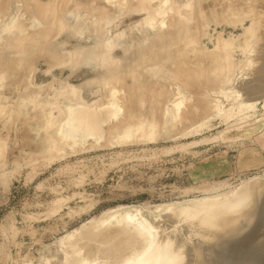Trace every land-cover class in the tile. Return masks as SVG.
I'll return each instance as SVG.
<instances>
[{
  "label": "rangeland",
  "instance_id": "obj_1",
  "mask_svg": "<svg viewBox=\"0 0 264 264\" xmlns=\"http://www.w3.org/2000/svg\"><path fill=\"white\" fill-rule=\"evenodd\" d=\"M237 1L0 0V264L154 252L189 232L164 209L264 184L260 30ZM77 109L101 128L70 130Z\"/></svg>",
  "mask_w": 264,
  "mask_h": 264
},
{
  "label": "bare ground",
  "instance_id": "obj_2",
  "mask_svg": "<svg viewBox=\"0 0 264 264\" xmlns=\"http://www.w3.org/2000/svg\"><path fill=\"white\" fill-rule=\"evenodd\" d=\"M238 1H240V2H238ZM238 1L236 2V7H239L237 10H239V9L242 10L241 9L242 5L244 6V4L246 3V0L245 1L242 0V2H241V0H238ZM257 1H260L261 3L260 2L257 3ZM234 2L235 1H233V3ZM231 3H229V4H231ZM241 3H244V4H241ZM229 4L227 7L231 8L232 5L230 7ZM226 5H227V3H226ZM233 5L235 6V4H233ZM245 6H246V8H245ZM245 6H244V10H247V12L250 13L249 16H251L252 24L253 25L255 24L257 26L256 29L260 30L258 40H256L255 38L253 39L254 40L253 43L258 47V49L255 48L253 50L254 51L256 49L258 50L257 52L259 53L258 54L259 58L256 57V59L258 58V60L261 61V63L259 65V67L257 66L258 67L257 69H259L260 73L264 74V0H256V1L255 0H249L247 2V4H245ZM260 7H262V8H260ZM232 9H233V7H232ZM233 10H235V9H233ZM260 10H262V13H259ZM253 25H252V27H253ZM258 30H257V32H258ZM256 42H257V44H256ZM256 46L252 45V48L256 47ZM255 54H256V52H255ZM252 58L250 57V59H252ZM256 59H255V62L253 64V67H254L255 63H259V61L257 60L258 61L257 62ZM252 62H253V59H252ZM253 67H251V68H253ZM253 69H250V70H252V72L254 70H256V69H254V70ZM254 73H256V72H254ZM254 73H252V74H254ZM241 90H242V88H241ZM256 91H257V89H256ZM260 95H262V94H260ZM260 95H259V97H260ZM247 98H249V97H247ZM113 99L114 98L111 97V101ZM140 100H138V101L140 102ZM128 101L130 102V100H128ZM142 101H144V100L142 99ZM245 101H246V98H245ZM115 102H116V100H115ZM111 103H113V101ZM112 105L116 106L114 103ZM93 112H95V111H93ZM93 112H90V110L87 111L86 109H84V110L77 109L71 117L72 120H70V121H72L73 124H71L69 126L70 130L72 129L73 131H75V133H77V131L79 132V130H86V131H84V134L85 133L86 134L92 133L91 130H89V129L92 128L95 125V123H97V125H100V128H101V125H102L101 122H103V119L106 117V115L103 114L104 112L102 113L101 110H100L101 114L100 113H93ZM96 126H94L93 132H94V130H96L95 132H97V130H99V126H97L98 129H95ZM87 130H89L90 132ZM101 130L102 129H100V131H98V132H101ZM253 180H257V179H253ZM258 181L260 182V180H258ZM239 194H240V192L238 193V195H236V197L238 196L236 199H235V197H233L235 200L233 199V201L232 200L230 201L229 207H224L222 204L214 203L215 201L213 200L212 201L213 203L209 201L208 203L204 202L205 204L204 203L202 204L201 201H197L198 202V203L196 202L197 204L194 205V203H193V205H194L193 208L192 207L189 208V206L186 207V205H184V206H178V207L175 206V207H169L168 209L167 208L164 209V210H168V212L172 210L173 213H175L177 216L179 214L180 217H183L185 219L187 216V219H188L187 221L194 224L195 228L198 227L200 229L199 231H201L205 235L207 234L206 236H209V238H211V240L212 239L214 240V238H215V240L217 241V243H216L217 246L212 247L213 248L212 251H210L209 248L213 243L209 244V248H208L209 250L206 251L207 248L205 249V252H207L208 255L205 256V252H203L205 257L201 256L202 254L199 255L200 257L198 258V260L196 261L195 264H264V240H263L264 237L261 235L262 233L260 235H259V233H257L258 235L255 234L257 232V230H256V232L255 231L251 232V230H254L253 228H255L257 226V224H259L258 227L259 226L264 227L263 225H260V224L264 223V209H263L264 186H256L253 184V182H251L247 186H244V189L243 188L241 189V194L240 195ZM199 202H200V204H199ZM122 211H127V210H122ZM118 215H122V216H118ZM114 217H113L114 220H119V219L130 220L129 219L130 215L126 212H123L121 214L117 213L114 215ZM108 218L106 220H108ZM110 221H112V220H110ZM259 222H262V223H259ZM111 223H115V222H111ZM119 223H120V220H119ZM115 224H117V223H115ZM108 226H110V225H108ZM258 227H256V228H258ZM262 227L260 229H258V231L260 230V232H261L263 230V233H264V229ZM139 231L141 233L142 232H144V233L146 232L147 234L150 233L146 227H143V228L141 227V229ZM135 232H138V231H135ZM253 232L255 235L258 236V238L260 236V238L258 239V238H256V236L254 237L252 234ZM133 233H134V231H133ZM143 235H145V234H143ZM135 236H137L136 233H135ZM261 236L263 239H261ZM137 237H140V235ZM144 237H146V235L143 236V240H145ZM161 237H162V235H161ZM161 237L159 235H158V237L154 236V239H156V241H157V239H162ZM141 238H139V239H141ZM182 238H184V236ZM151 239H152V237H151ZM146 240H147V237H146ZM146 240L144 242L147 243L148 240L147 241ZM207 240H209V239H207ZM211 240H209V241L211 242ZM125 241H124V243H125ZM216 241H214V243ZM165 242H167L168 245L170 244V246L166 247V245L164 244ZM165 242L164 243L162 242V245H164V246L161 245L162 246L161 248H157L154 245L156 243H154L153 245L155 246V248L152 245L153 246L152 249L154 248V252H153V250L151 251L150 248H147L148 244L145 245L143 242H142V244H144L146 246V248L142 247V249H144V250L141 249L142 251L136 250L135 248H137V246H138L137 245L135 248L132 249V250H134V249L136 250V251L134 250V252L128 251L123 243L120 244L119 246H117L116 248H111L110 243L108 244V243L104 242L105 244H103V246H101L102 251L100 250V252H99V254L102 252L101 253L102 256L104 255V257L99 255L103 259L101 261H99V263H94V262L93 263L94 264H184V261H183L184 252L181 250L182 248H179V247L175 248L173 245H171V243L169 242V238ZM126 244H128V242ZM157 244H158V242H157ZM216 244H214V245H216ZM218 244H219V246H218ZM149 245H150V243H149ZM178 249H180V251H182L183 253L178 252L177 251ZM94 254H96V253H94ZM95 256H97V254ZM206 259H207V261H206ZM81 260L80 261L83 262V264H84L86 259L84 258V260H83L81 258ZM80 261H78V262H80ZM87 261L88 260H86V262ZM78 262H77V264H78Z\"/></svg>",
  "mask_w": 264,
  "mask_h": 264
},
{
  "label": "water",
  "instance_id": "obj_3",
  "mask_svg": "<svg viewBox=\"0 0 264 264\" xmlns=\"http://www.w3.org/2000/svg\"><path fill=\"white\" fill-rule=\"evenodd\" d=\"M260 186H264L263 182H260ZM228 199H233V196ZM187 204H190V203H187ZM187 204H184V205H187ZM184 205H181V206H184ZM263 209H264V205H263ZM165 214H166L165 216L167 217H170V218L172 217L173 220L178 219V221L184 222L185 223L184 226L188 227L189 232L186 233L187 236L185 238H181L179 227H177V229H174L171 226L166 227L167 229H170V231H167L164 229L161 232H156L153 235V242L156 240L154 239V236L158 237L159 235L161 237V235L164 234L163 236H167L169 238V242L171 243V245H173L175 248L176 247L182 248L181 250L184 252V259H183L184 264H195L198 258L200 257L199 255L204 254L203 252H205L207 245L211 243L207 241V239H210L209 236L204 235L201 231H199L200 229L198 227L195 228L194 224L187 221V219L180 217L179 215L177 216L175 213L166 212ZM189 236H192V237H189Z\"/></svg>",
  "mask_w": 264,
  "mask_h": 264
}]
</instances>
